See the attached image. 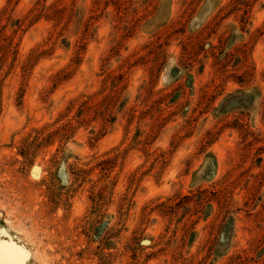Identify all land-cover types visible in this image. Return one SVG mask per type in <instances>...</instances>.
<instances>
[{"label": "rangeland", "instance_id": "rangeland-1", "mask_svg": "<svg viewBox=\"0 0 264 264\" xmlns=\"http://www.w3.org/2000/svg\"><path fill=\"white\" fill-rule=\"evenodd\" d=\"M0 237L264 264V0H0Z\"/></svg>", "mask_w": 264, "mask_h": 264}, {"label": "bare ground", "instance_id": "bare-ground-1", "mask_svg": "<svg viewBox=\"0 0 264 264\" xmlns=\"http://www.w3.org/2000/svg\"><path fill=\"white\" fill-rule=\"evenodd\" d=\"M26 251L16 242L0 237V264H25Z\"/></svg>", "mask_w": 264, "mask_h": 264}]
</instances>
